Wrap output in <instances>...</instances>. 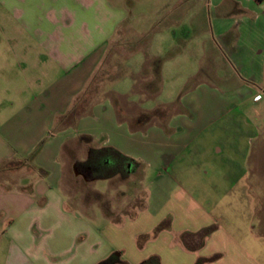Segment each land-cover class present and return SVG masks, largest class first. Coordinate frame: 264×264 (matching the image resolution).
<instances>
[{
	"label": "crops",
	"instance_id": "obj_1",
	"mask_svg": "<svg viewBox=\"0 0 264 264\" xmlns=\"http://www.w3.org/2000/svg\"><path fill=\"white\" fill-rule=\"evenodd\" d=\"M208 3L220 48L173 82L179 97L166 125L134 129L98 107L54 133L132 20L134 0H0L6 264H264V0ZM181 55H169V77ZM221 58L234 74H219ZM81 137L134 162L145 183L141 207H114L93 191L84 205L71 202L62 153Z\"/></svg>",
	"mask_w": 264,
	"mask_h": 264
},
{
	"label": "rangeland",
	"instance_id": "obj_2",
	"mask_svg": "<svg viewBox=\"0 0 264 264\" xmlns=\"http://www.w3.org/2000/svg\"><path fill=\"white\" fill-rule=\"evenodd\" d=\"M211 16L212 7L208 0H134L132 20L116 36L104 59L105 68L116 77L100 83L95 101L80 119L90 118L98 107L117 111L116 101L126 113L123 118H128L132 123L137 119V111L140 109L152 112L160 107L172 106L179 97L172 90L173 82L182 75L186 76L194 71L198 73L201 63L199 58H202L203 52L212 51L214 46L220 48L211 31ZM171 25L176 27L174 36L171 34ZM180 25L185 27L180 28ZM178 50L182 52L179 59L182 64L178 65L180 68L177 70H172L169 77L166 68L175 61L168 58ZM156 52L160 53L158 58H155ZM154 59L162 61V83L160 93L150 98L143 93L142 82L152 80V76L142 79L140 75L145 68L150 67V62ZM219 61L220 65L216 68L221 76L234 74L229 63L222 58ZM211 66V61L206 57L205 67ZM201 78L202 76H198L189 81L183 91L192 89ZM59 131L54 129V133ZM80 140L81 138L70 143L62 153L65 163L62 188L71 202L84 205L94 197L93 191L111 200L114 207L126 210L141 207L145 183L141 180L140 171L135 167L131 172L125 170L111 180L93 181L97 176L87 171L85 163L96 144L88 139L83 142ZM6 255L7 243L1 239L0 264H6Z\"/></svg>",
	"mask_w": 264,
	"mask_h": 264
},
{
	"label": "trees",
	"instance_id": "obj_3",
	"mask_svg": "<svg viewBox=\"0 0 264 264\" xmlns=\"http://www.w3.org/2000/svg\"><path fill=\"white\" fill-rule=\"evenodd\" d=\"M161 65L162 61L159 59H154L150 62V67L145 68L141 74V77L147 78L148 76H152V80L146 79L142 82V91L148 97H155L161 91ZM108 67V66H107ZM109 69L105 68V61L99 66V68L94 73L92 79L87 85L84 92L75 98L71 109L69 112L58 119L56 124V129H63L76 126L77 122L80 118L89 111L93 102L95 101V94L98 92V87L100 83H104L108 80L116 77L115 74H111ZM140 77V78H141ZM117 106V115L119 118L125 117L124 111L120 108L118 101H116ZM172 108L170 107H160L153 112L150 113H140L137 116L135 122H133V128H141L146 124L151 122H158L162 125H166L167 120L170 118V113ZM84 139H90L89 137H81L80 141H84ZM39 151V148L34 151L31 155L30 159H34ZM133 164V167L129 169V165ZM87 171L93 172L97 176L95 179H106L111 180L115 175H119L120 173L127 170L131 172L136 165L132 160L125 157L118 151L112 148H102V149H93L89 153V159L85 163ZM98 199H102L100 195H97ZM102 204L104 206L108 205L107 201H103ZM161 230V227H158L157 232ZM118 260L114 258H110L100 264H117ZM197 264H201L199 261Z\"/></svg>",
	"mask_w": 264,
	"mask_h": 264
},
{
	"label": "water",
	"instance_id": "obj_4",
	"mask_svg": "<svg viewBox=\"0 0 264 264\" xmlns=\"http://www.w3.org/2000/svg\"><path fill=\"white\" fill-rule=\"evenodd\" d=\"M132 167H133V164H130V165H129V169H131Z\"/></svg>",
	"mask_w": 264,
	"mask_h": 264
},
{
	"label": "built area",
	"instance_id": "obj_5",
	"mask_svg": "<svg viewBox=\"0 0 264 264\" xmlns=\"http://www.w3.org/2000/svg\"><path fill=\"white\" fill-rule=\"evenodd\" d=\"M261 97L260 96H258L257 98H256V100H259Z\"/></svg>",
	"mask_w": 264,
	"mask_h": 264
}]
</instances>
